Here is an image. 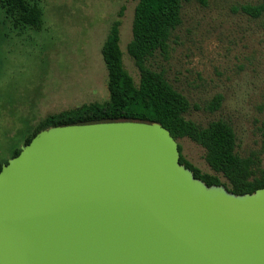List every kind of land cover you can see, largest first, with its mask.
Wrapping results in <instances>:
<instances>
[{
  "label": "water",
  "instance_id": "water-1",
  "mask_svg": "<svg viewBox=\"0 0 264 264\" xmlns=\"http://www.w3.org/2000/svg\"><path fill=\"white\" fill-rule=\"evenodd\" d=\"M157 122L39 130L0 169V264H264V187L179 162Z\"/></svg>",
  "mask_w": 264,
  "mask_h": 264
},
{
  "label": "rangeland",
  "instance_id": "rangeland-1",
  "mask_svg": "<svg viewBox=\"0 0 264 264\" xmlns=\"http://www.w3.org/2000/svg\"><path fill=\"white\" fill-rule=\"evenodd\" d=\"M260 1L183 0L182 21L166 52H155L147 64L187 97V119L203 126L219 118L228 121L237 152L257 153L264 169V23L237 9ZM39 5L38 28L15 25L0 6L2 164L49 114L108 99L101 46L120 10L123 64L139 80L126 50L136 0H41ZM216 94L222 95L220 107L210 111L205 107ZM177 143L189 162L213 173L203 147L189 138Z\"/></svg>",
  "mask_w": 264,
  "mask_h": 264
},
{
  "label": "trees",
  "instance_id": "trees-1",
  "mask_svg": "<svg viewBox=\"0 0 264 264\" xmlns=\"http://www.w3.org/2000/svg\"><path fill=\"white\" fill-rule=\"evenodd\" d=\"M183 0H136L131 24L132 37L126 50L139 71L136 83L125 69L119 45L122 10L110 22L101 55L107 70L108 99L83 103L77 107L49 114L34 128L24 144L41 129L54 125L90 123L110 120H138L157 122L167 128L174 139L189 138L204 149V160L213 173L202 172L181 153L179 162L190 168L194 177L207 185H224L235 194L251 193L264 187V169L257 153L246 156L236 150V135L232 125L216 119L200 125L185 114L190 103L176 90L162 71L151 68L147 61L155 52L165 53L173 31L182 21ZM204 2V0H201ZM41 0H0L5 18L15 25L40 27ZM250 18H262L264 0L243 3L237 8ZM221 94H216L205 107L213 111L220 107ZM13 151L12 156L19 153ZM6 163V162H5ZM2 162H0V169ZM223 178V179H222Z\"/></svg>",
  "mask_w": 264,
  "mask_h": 264
}]
</instances>
